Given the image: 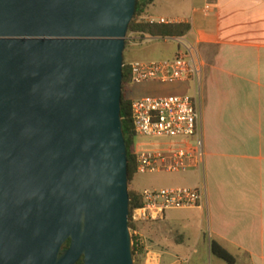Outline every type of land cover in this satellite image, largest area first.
<instances>
[{"label": "water", "instance_id": "water-1", "mask_svg": "<svg viewBox=\"0 0 264 264\" xmlns=\"http://www.w3.org/2000/svg\"><path fill=\"white\" fill-rule=\"evenodd\" d=\"M138 1L0 0V264H135L122 94Z\"/></svg>", "mask_w": 264, "mask_h": 264}, {"label": "crops", "instance_id": "crops-1", "mask_svg": "<svg viewBox=\"0 0 264 264\" xmlns=\"http://www.w3.org/2000/svg\"><path fill=\"white\" fill-rule=\"evenodd\" d=\"M189 6L190 14L180 12L172 18L150 8L141 21L154 17L191 25L184 37L197 47L203 63V136L204 124L220 126L218 149L204 140L202 171L209 159L211 172L209 187L206 181L200 184L206 189L205 208L191 209L208 218V232L202 231L198 245L203 241L215 257L211 248L215 240L236 257L237 264H264V0H219L211 10L203 0H190ZM140 34L144 33L131 32L127 44L174 42L170 56L177 55L180 47L175 38L144 34L152 38L142 40ZM185 245L169 251L182 254L191 264L199 250L187 256ZM148 248L160 256L162 264V252L149 243Z\"/></svg>", "mask_w": 264, "mask_h": 264}, {"label": "built area", "instance_id": "built-area-1", "mask_svg": "<svg viewBox=\"0 0 264 264\" xmlns=\"http://www.w3.org/2000/svg\"><path fill=\"white\" fill-rule=\"evenodd\" d=\"M206 9L217 6L219 0H203ZM150 24H173L165 18H144ZM140 39L152 37L140 34ZM129 37V36H128ZM127 37V39H128ZM179 45L177 55L160 61H136L128 64L131 84L150 82L199 84L203 74V63L196 46L185 37L175 38ZM200 97V96H199ZM200 98L188 96L145 97L132 101V121L136 142L137 175L156 173H186L202 171L205 167L206 151L202 128ZM139 138H168L173 142L160 144L156 149H138ZM142 205L130 213V222L139 225L162 220L169 211L205 208L206 189L174 187L144 189L139 191ZM137 257L143 264H160V256L148 248V239L139 229L130 228ZM186 257H176L171 264H189Z\"/></svg>", "mask_w": 264, "mask_h": 264}, {"label": "rangeland", "instance_id": "rangeland-1", "mask_svg": "<svg viewBox=\"0 0 264 264\" xmlns=\"http://www.w3.org/2000/svg\"><path fill=\"white\" fill-rule=\"evenodd\" d=\"M190 0H156L152 11L168 16L177 17L180 12L186 14L191 13L189 6ZM141 22V18L138 19ZM130 35L128 33L127 37ZM174 42L165 43L164 41H152L143 45L132 47L131 44L126 45L125 57L127 62L133 61H160L172 59L171 50ZM132 47V48H131ZM167 96H188L200 98L199 84L193 82L178 83H162L150 82L144 84H131L129 86L128 97L133 101L145 97H167ZM204 116V112H203ZM204 140H208L213 144L214 148H219V124H204ZM165 142H173L168 138H139L140 146L138 149H156L160 144ZM207 146H205V151ZM212 151V150H211ZM210 160L205 171L199 173L191 170L186 173H156L137 175L135 179L129 183V191L144 189H165L174 187H190L196 188L200 184L207 182L209 187L211 183V172L209 169ZM207 214L202 217L200 211H169L166 213V220L148 224L143 228V234L147 237L149 245L157 248L162 252V264H171L175 255H172L170 249L174 247L186 245L183 247L185 255H190L193 249H198L199 253L194 254L191 264H227L225 261L216 257H211L209 251L200 236L202 231L208 232ZM135 264H143L144 258L135 257Z\"/></svg>", "mask_w": 264, "mask_h": 264}, {"label": "trees", "instance_id": "trees-1", "mask_svg": "<svg viewBox=\"0 0 264 264\" xmlns=\"http://www.w3.org/2000/svg\"><path fill=\"white\" fill-rule=\"evenodd\" d=\"M155 0H139L137 11L135 17L130 24L129 32H140L144 34H149L153 37H161L165 38H178L186 36L190 30L191 25L188 23H173L169 25L165 24H150L145 22H140L138 19L147 14V11L153 6ZM124 80H123V94H122V118L124 120V133L126 137V141L128 143V160H129V183H131L135 177L137 176V162H136V142L137 137L133 128L132 121V100L128 97L129 86L131 85V70L128 66V63L125 59L124 66ZM130 207L131 212L142 205V199L140 197V193L137 190H130ZM160 222V221H158ZM157 223V222H154ZM153 223H144V224H133L130 222V228L139 229L143 231V228ZM70 247V241H68L64 248L67 249ZM212 254L227 264H237L236 257L231 254L227 249H225L222 245H220L217 241H212ZM134 256L137 257V250L134 249ZM78 264H84L83 260H81Z\"/></svg>", "mask_w": 264, "mask_h": 264}]
</instances>
